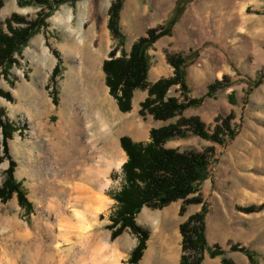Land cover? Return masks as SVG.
<instances>
[{"label": "rangeland", "instance_id": "374dc122", "mask_svg": "<svg viewBox=\"0 0 264 264\" xmlns=\"http://www.w3.org/2000/svg\"><path fill=\"white\" fill-rule=\"evenodd\" d=\"M0 1L4 30V20L12 14L40 22L13 54L14 61L0 67V119L12 130L3 145L0 129V264H26L27 251L50 242L46 232L55 235L50 264H109L116 256L102 243L109 246L119 238L126 247L118 262L133 264L129 259L138 232L121 222L112 224L118 208L113 196L123 184L126 160L120 138L147 142L151 128L174 123L178 116L162 121L141 115L146 89L134 90L130 109L120 110L102 64L111 50L114 56L127 54L147 29L160 26L168 31L145 50L146 82L172 74L167 53L190 54L188 95L202 101L182 115L198 116L208 135L216 134L214 139L189 135L165 143L195 152L212 149L213 160L197 193L206 208V244L220 254L211 256L205 249L202 263L222 264L224 257L250 264L243 248L256 254V264H264V0H123L118 20L122 44L107 28L113 0H49L44 6L32 0ZM167 95L181 98L177 85ZM86 137L94 139L98 155L109 162L108 167L101 163L106 173L100 180L108 182L100 191L108 204L93 225L103 235L98 248L73 263L77 231L56 221L49 186L61 181L67 168L78 167L77 149ZM202 203L187 205L183 214L180 200L161 208L142 206L133 221L146 237L135 264H144L159 238L173 242L174 264H179V224ZM23 229L30 231L27 237Z\"/></svg>", "mask_w": 264, "mask_h": 264}, {"label": "trees", "instance_id": "16d2710c", "mask_svg": "<svg viewBox=\"0 0 264 264\" xmlns=\"http://www.w3.org/2000/svg\"><path fill=\"white\" fill-rule=\"evenodd\" d=\"M36 4L48 5L49 0H32ZM54 3L64 0H53ZM123 0H113L108 8L107 28L111 36L123 43L124 36L119 31L118 20ZM1 5V1H0ZM50 8V6H49ZM38 18L25 20L12 14L4 20L6 30L0 22V67L14 61L13 54H18L27 39L36 28ZM12 23L21 24L12 27ZM168 31L167 27H152L146 34L140 36L131 44L127 54L114 56V50L108 53V59L102 64L105 73V83L117 100L120 110L130 109L132 93L136 89H146L147 95L140 103L139 113L150 114L155 120H168L178 116L174 123L151 128L147 142H134L128 136L120 138V145L126 154V160L121 166L123 184L114 194L118 208L112 224L121 222L128 225L139 234V242L130 253V261L135 264L144 247L145 232L134 224V215L142 206L161 208L173 201H181L179 213L185 212L189 204L202 203L197 193L200 182L206 177L207 167L213 158L210 147L202 152L189 149L165 147L169 140L197 135L214 139L209 136L204 123L196 115L185 117L182 112L199 105L202 99L191 98L188 95L189 84L186 68L190 63V54H166V60L172 67V74L161 77L153 83L146 82L148 60L145 50L160 36ZM177 85L181 98L168 96V89ZM223 126V125H221ZM224 126H226L224 124ZM2 144L11 136V126L0 119ZM219 130V128H218ZM217 130V131H218ZM223 131L222 129H220ZM219 132V131H218ZM195 194V195H194ZM206 208L202 203L199 211L189 215L179 224L181 234V254L179 264H203L202 254L205 249L210 251L204 235V215ZM117 232L114 230L111 236ZM250 264H256V254L253 251L240 248ZM220 254L214 250L211 256ZM222 264H233L226 258H221Z\"/></svg>", "mask_w": 264, "mask_h": 264}, {"label": "bare ground", "instance_id": "6f19581e", "mask_svg": "<svg viewBox=\"0 0 264 264\" xmlns=\"http://www.w3.org/2000/svg\"><path fill=\"white\" fill-rule=\"evenodd\" d=\"M58 19L63 22V18L59 17ZM66 19L68 20V18ZM98 152L99 150L94 144V139L92 137L84 138L77 149L78 167L69 166L70 168H67V172L64 175L62 174L61 181H51L49 186V194L52 195L51 200L53 201L56 221H58L60 226L68 227V229L73 228L77 231L75 237L76 244L74 243L75 247L72 256L73 263H79L92 248L95 252L99 242H101L100 238L103 237L102 233L100 235L93 230V225L98 212L107 208L108 200L100 191L108 182L102 184L100 180L106 173V168L102 167L104 164L101 163H105L108 167L109 162L105 161L101 155H98ZM92 156L96 157V160ZM68 208H71L69 210L70 214H68ZM147 218L152 223V217L147 216ZM23 232L25 237L30 234V231L27 229H23ZM45 234L51 239L50 242L47 244L42 243V246H39L40 248L37 247L34 253L27 251L26 259L28 261H26V264H30L31 261L32 264H50L51 260H53L51 241L55 235L50 234V232H46ZM166 241L162 242L159 238L156 249L152 248L153 250L151 249L152 251L146 254L144 264H174L176 248L172 241L167 238ZM102 244V247H107L106 252L116 256L115 260H110L109 264H121L118 262V258L122 256V251L126 247V240L119 238L112 245L108 246L104 242ZM96 261H90V264H97L98 261Z\"/></svg>", "mask_w": 264, "mask_h": 264}, {"label": "crops", "instance_id": "0c3cea01", "mask_svg": "<svg viewBox=\"0 0 264 264\" xmlns=\"http://www.w3.org/2000/svg\"><path fill=\"white\" fill-rule=\"evenodd\" d=\"M169 141H170V140H169ZM167 142H168V141H167ZM167 142H166V143H167Z\"/></svg>", "mask_w": 264, "mask_h": 264}]
</instances>
